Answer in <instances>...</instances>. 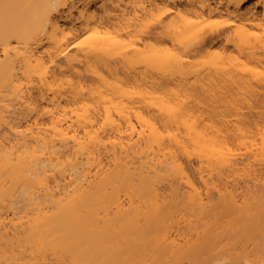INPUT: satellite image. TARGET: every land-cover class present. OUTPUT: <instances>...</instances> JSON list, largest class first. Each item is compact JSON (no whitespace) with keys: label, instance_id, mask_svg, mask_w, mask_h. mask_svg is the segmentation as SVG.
<instances>
[{"label":"bare ground","instance_id":"1","mask_svg":"<svg viewBox=\"0 0 264 264\" xmlns=\"http://www.w3.org/2000/svg\"><path fill=\"white\" fill-rule=\"evenodd\" d=\"M122 1L0 0V124L12 136L0 142V264H264V187H248L240 201L222 184L224 169L238 168L235 143L249 134L210 129L169 99L163 112L147 113L118 70L143 43L152 65L181 68L215 39L229 41L216 30L185 44L191 28L169 32L164 21L207 12L239 23L237 55L216 66L250 69L264 60L252 42L254 28L264 32V12L241 11L243 0H139L143 15L157 19L142 28ZM258 133L251 150L264 156ZM193 154L195 170L183 158ZM165 178L174 181L169 197L158 186ZM204 183H218L217 198Z\"/></svg>","mask_w":264,"mask_h":264},{"label":"rangeland","instance_id":"2","mask_svg":"<svg viewBox=\"0 0 264 264\" xmlns=\"http://www.w3.org/2000/svg\"><path fill=\"white\" fill-rule=\"evenodd\" d=\"M208 1L212 3V5H215L217 0H208ZM258 2L259 0H243L239 7L241 11H243V9L246 10L249 8L252 11H255V13L262 14L264 12V6L262 5V3L260 4ZM142 3L143 2H140L139 0H132V1L123 0L120 4L123 7L124 6L126 7L124 8L121 6L120 7L125 9V11L129 9L128 12H131L132 14L131 13L129 14L127 12L126 13L128 14L127 16L134 17L132 19H134V21L138 23L140 27L147 28L148 26L154 25L157 22V19L155 13L154 15L153 14H148L146 16H144L145 14L143 15V13L140 10ZM141 14L143 15V17H141ZM172 15H175V13L174 14L169 13L164 16L165 19L164 21L167 24V29L169 30V32L170 31L173 32L175 28L183 26V24H185V28L187 27L191 28L189 29L191 31L189 30H188L189 32L187 31L188 33L186 31H183V34H181L180 41H182V43L186 42L191 45L198 44V41L203 34H207L216 30H225L226 33L232 34L233 37H231L229 41L226 40L225 38H221L222 40L218 38L215 39L211 43V45H208L209 48L208 51L202 50L199 52L200 54L196 53L195 55L190 57V63L188 62V64H185L186 66L181 65L182 66V67L180 66L181 68H176L175 66L172 67L171 64L169 65L167 63L166 64L153 63L152 65L151 62L147 59L148 57L146 56V52H147L146 50L149 49L148 48L149 46L147 47L145 46L146 43L145 44L143 43V45H141V50L143 51L132 52L131 55L133 60L128 65L122 64L120 69H118L120 70L121 73L120 76L125 80L128 76L127 81L129 79L131 80L130 98L134 100L132 101L134 102L133 104L136 107L138 105L143 106L144 103L143 106L144 111L148 110L147 113L152 114L151 112L154 113L156 112L158 114L161 111L163 112L162 109L164 108L163 107L164 105L162 104L161 106V102H163L162 101L163 99L164 101L166 99H169L171 100V102H174V104L176 102L178 108L182 110L180 111L181 113L185 115H191L197 118L198 122L203 121V123L210 129H221V130L226 129V130H233L235 132H246V134H249V136H247L248 142L246 141L240 144L235 143L236 145L234 147L236 148V150H234L235 151L234 159L238 163V168L236 169L235 167V169H233L234 167L233 168L229 167L230 168L229 170H227L228 167L225 168L224 171L227 173L224 172V178L227 177V180L224 179L225 181L223 180L222 182V184L223 183L226 184V181H228V184L231 186V189L233 190L238 189L240 192H243L240 193L237 190L235 191V194L238 196V199L240 196L241 197L240 201H242L245 196L252 193L254 190H256V188L259 190L264 187V184H262L264 183V156L255 155L257 154L256 145L253 147L254 145L253 142L255 143L259 139H261V137H259L261 136V134L259 135L258 132L264 129V60L263 62L252 63V65L249 66L250 69L241 68L239 66H237L238 68L235 67L230 68L231 66H228L230 69L228 67H226L227 69L226 68L222 69L219 66L220 63L223 62V60L225 61L224 64L227 65L225 56L227 57L228 54L235 56L238 53L237 48H235V42H233L234 40H232V38L233 39L235 38V40L237 41L236 33L238 32L239 29L238 27L239 23H237L238 25L236 23H234L233 25L234 21L231 20L232 18L230 17L227 18L228 15L226 16V14H222L221 16H219L220 13L217 12L215 15L214 12L209 14L207 12L205 17L204 15H202L201 17H199L200 15L199 16L196 15L198 16L197 18L195 16H191L193 17L191 18L193 22H191L190 18L184 19L181 16H179V18H176L177 16H172ZM253 31L258 33L259 36L257 38H253L252 42L256 45V47L259 49V51L262 53V56L264 57L263 29L254 28ZM152 41L151 39L146 40V42H150V43H152ZM168 43H167V48L171 47V50H173L174 46H170V42ZM162 45H165L164 47H166V44L163 43ZM178 49L179 48H176L175 51L180 52V49L179 50ZM180 57L187 58L185 54H181ZM218 61L220 62L219 66H216L217 65L216 62ZM79 68H81L80 70L83 72L84 76L92 74V71H90V69L87 68V66L85 65L84 66L81 65L79 66ZM117 72L119 73V71ZM151 75L152 76L155 75L154 76L155 78L152 77ZM160 82L162 83V85H164L163 83L167 82L166 84H168V86L167 85L161 86ZM148 86H150L151 88ZM146 88L147 89L149 88L148 92H146ZM152 89L154 90L152 91ZM144 95L147 97L145 98V100H144L145 97ZM138 99H140V101L144 100V102L142 101H141L142 103L138 102ZM0 126H1L0 142L3 140V143H5L6 141H9L12 136L8 129L6 130L2 128L3 124H0ZM174 128L175 129L177 128L175 124H174ZM180 129H184V127L180 126ZM242 140L244 141V138ZM108 147H110V144L108 145ZM119 147H116V150ZM252 148H254V150ZM251 149L255 152V154L254 152H252ZM119 151H121V149H119ZM119 153L120 152H118L117 155ZM124 153L125 152H123L122 155L120 154V156L124 157V155L126 154ZM107 154L110 155L109 152L103 151V157H105L104 158L105 162L108 161L111 162V159L108 158ZM183 158L185 159V161L189 163V165L191 164L194 170L199 168L200 158L197 155L193 154L189 158L183 156ZM237 163H235V165ZM203 172L206 173L205 171ZM197 174L198 173L196 172V175ZM206 175L205 177L208 178L209 174L206 173ZM170 179L171 178H165L164 180H162V182L164 183L160 182L159 183L160 185L158 184L159 188H161L159 190H162L163 188H167V187L170 188V185L168 184L169 183L171 184L172 182L170 181H173L172 179L171 180ZM217 184L216 185L212 184V186H214L212 187L210 186V184L207 186L204 183L202 186H205V190H207L206 186L209 189V191L207 190L208 192L207 193L204 190V187H202L204 194L206 193L207 195L213 193L214 195H216L214 197L217 198L218 194L216 193H218L217 190H219V189H215L216 187L219 188L218 187L219 185ZM179 185L182 188L187 187V185L184 186L185 183H180L178 184V186ZM229 185L227 186L230 187ZM181 187H179L181 192L188 190L185 188L182 190ZM248 187L252 188V192ZM169 188H167L166 190L164 189L162 191L165 192ZM246 189L247 190L249 189L250 191H247ZM169 190L167 191L168 193L166 192L167 195L163 193L167 197H169L172 194L171 193L172 190L171 189ZM246 191L248 192V194L246 193ZM169 192L170 195L168 196ZM242 194L243 195L247 194V195L242 196ZM206 195L204 196L207 197ZM183 212L181 213V216L184 214ZM181 219L182 222L180 221ZM181 219L179 220V217H177V220L179 221V224L177 223V225L182 224L180 226V230L184 229L183 231L185 232L188 231L187 233L189 234L188 227H186L188 226L187 222L183 220V217ZM185 224L186 226H184ZM177 225L175 224L174 227L175 230L172 229L171 231L172 232L174 231L176 235L177 233H179L177 237L181 241H184L183 239L185 238L184 236L186 234L185 232H179L180 230H176ZM182 233L184 234V236Z\"/></svg>","mask_w":264,"mask_h":264}]
</instances>
